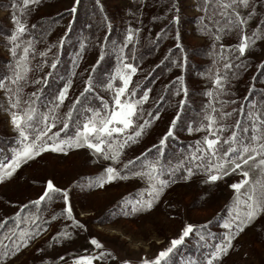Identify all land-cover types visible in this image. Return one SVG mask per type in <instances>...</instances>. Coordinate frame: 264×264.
I'll return each mask as SVG.
<instances>
[{
	"label": "snow or ice",
	"instance_id": "6c2138e0",
	"mask_svg": "<svg viewBox=\"0 0 264 264\" xmlns=\"http://www.w3.org/2000/svg\"><path fill=\"white\" fill-rule=\"evenodd\" d=\"M41 0H11L12 13L10 14L14 28L7 37L10 45L9 51L14 64L10 68L11 75L0 79V89L5 91L8 98V112L10 122L16 129L17 146L11 149V157L6 162H0V183L11 179L21 165L33 161L46 152L67 155L71 150L87 148L98 160L110 161L104 166L97 176L89 181V189H104L106 185L131 177H139L146 180L147 186L136 198L129 196L122 200L124 216H132L138 213L151 211L159 202L166 189L178 182L190 180L197 172L202 174V183L209 186L215 185L224 177L239 174L240 179L233 182L229 187L233 190L232 203L227 207V216L223 217L222 228L224 232L219 242L207 243L208 237H215L207 233L206 225L195 226L186 223L180 235L170 241L168 247L160 250L155 256H141L137 264H168V258L177 245H180L186 237L194 233L199 241L204 242L209 251L202 259L186 261V264H220L221 257L226 255L234 246V241L249 227L258 216L264 215V98L247 104H239L237 100L225 101L215 99L207 107L211 110L205 113L204 120L198 126H189L187 131L204 132L201 138L196 139L186 153H181L175 163L165 161L163 153L169 137L174 135L177 119L180 111L169 123L167 130L151 148L145 149L139 154L126 161H122V155L130 144H135L144 135L154 119L160 117L157 109L155 112L146 111L143 105L149 101L151 89H142L137 92L138 84L134 83L133 77L140 71L135 63L136 48L133 44L138 43L139 28H128L123 42L117 48L113 42V49L118 53V62L112 72L101 86L112 92L110 100L95 94L94 76L97 65L105 55L106 41L99 43V57L87 71L83 88L78 95L71 100L67 111L61 114L59 109L68 99L72 80L69 78L58 90V94L48 105H40V88L24 97V87L43 85L48 82V77L56 69L58 54L50 64L45 59L36 65L39 70L43 65H48L50 71L35 79H29V74L34 70L29 57L30 51L35 52L34 40L23 37L29 31L26 17L32 7L39 6ZM79 0H74L69 14L77 11ZM97 5L100 0H96ZM212 7L213 16L223 19V27L220 21H214L216 26L214 40H221V33L235 30L238 33V43L235 47L229 45L228 56L221 55L223 68L230 70L234 67L245 68L240 63L241 58L248 56L249 50L257 42L264 43V20L256 23L249 32V23L256 17L258 11H264V0H204L205 12ZM259 6V8H258ZM175 19V17H174ZM211 19L201 17V20ZM31 28H36L35 24ZM71 28V21L64 35L59 38L56 47L64 43V39ZM160 33H157L159 36ZM179 37H177L178 39ZM130 44L131 55L126 53ZM85 45L81 44L83 50ZM179 47V45H177ZM22 48V51L20 50ZM223 49L224 45L221 44ZM40 57H45L46 52L40 51ZM77 54V60L81 59ZM173 65L183 67L176 60ZM78 67L74 61V68ZM257 70H264V60L257 65ZM72 75H75L73 72ZM229 73L224 76L216 75L213 83L217 86V96H225L229 93L226 89L225 80ZM234 75V74H233ZM180 87L173 95H186L187 88L183 85V77H177ZM167 89V85L164 86ZM254 88V84L250 85ZM207 95L212 96V92ZM90 97L99 100V105H93ZM164 99L163 96L160 97ZM247 99V98H245ZM185 104L184 99L178 101L179 106ZM237 104L235 108L225 109V105ZM219 105V107H216ZM236 115L233 123L228 124L229 118ZM58 125H60L58 127ZM56 129V131H53ZM71 131L72 134H69ZM63 133V135H62ZM226 134V135H225ZM155 150V155H153ZM63 201V208L59 213L69 221L74 228L86 230V226L77 220L73 214L68 188L58 187L52 179L45 181L42 193L28 204L32 205L35 212L28 211V205H18V211L11 218L0 219V264H8L22 250L30 247L37 238L45 231L51 221L57 220V215L52 214L44 219L39 214V206L42 202H52L56 197ZM11 224V227H9ZM68 225L58 230L50 237L52 241L49 247L71 239L73 233L68 230ZM6 229V231H4ZM7 240L8 243H4ZM93 252L78 255L72 258L70 264H94L95 261L116 260L118 264H132L130 259H119L113 253L105 249L104 245L95 236L90 238ZM37 251H43L37 249ZM61 264H68L64 256H58ZM51 264V262H48Z\"/></svg>",
	"mask_w": 264,
	"mask_h": 264
},
{
	"label": "rangeland",
	"instance_id": "374dc122",
	"mask_svg": "<svg viewBox=\"0 0 264 264\" xmlns=\"http://www.w3.org/2000/svg\"><path fill=\"white\" fill-rule=\"evenodd\" d=\"M73 3L74 0H41L39 6L32 7L25 18L30 25L39 17L67 12L65 17L59 18L41 43H34L35 52L29 53L31 66L34 69L29 74L30 80L48 73V65H43L39 70H36V65L45 59L50 64L57 55L60 47L55 45L68 29L69 22L71 21L72 24L74 21V13L70 15L68 12ZM212 3L214 0H209V4ZM78 5L79 3L77 8ZM100 5L109 7L113 14L112 22L117 30L115 38L106 44L105 61L112 63L110 67L104 66L105 69L109 67L107 76L114 72L118 62V53L113 49V42L118 48L129 27L139 28L137 37L139 42L135 43L134 40V45L160 40L154 57L146 60L147 69L177 45L181 58L185 59L189 56L204 67L207 66V69H199L190 64L187 70L189 74L187 84L199 92L201 97L199 99L207 112L211 111L207 106L214 98L240 101L247 91L246 88L253 84L252 75L256 63L264 59V43L258 41L249 50L250 54L241 60V63L246 65L245 68H239V72L234 75L229 70H225L223 68L225 61L221 59V55H229L228 46L235 47L238 43V33L235 30L225 31L221 33V40L215 41L216 26L213 22L220 21L219 26L223 27L224 21L218 15L213 16L211 6L207 12L203 10L204 0H100ZM11 13V0H0V79L11 75L10 68L14 64L9 51L10 45L7 42V37L14 28ZM201 17L211 19L201 20ZM262 20H264V11H258L256 17L249 23V32ZM157 33L160 35L157 36ZM23 39L26 40L24 37ZM100 42H105V38H98L89 51L85 48L82 50L81 44L85 42L81 29L73 36L71 43L69 42L70 51L65 63L72 80V87L69 89L68 98L75 86H83L87 76L86 70H91L90 66L99 57ZM221 44L224 45L223 49L220 48ZM20 50L22 51V48ZM40 51H45L46 56L40 57ZM78 53L82 57L79 60H77ZM74 61L78 67L74 68ZM182 70L183 67H173L169 70V77L179 74ZM73 72L75 75H81L79 80L73 78ZM226 72L229 75L224 82L229 94L217 96L218 89L213 81L216 75L224 76ZM262 82L264 84V77ZM36 86L29 83L24 87V97L27 98ZM101 88L110 97L112 96V92L106 91L102 86ZM208 92H212L213 95H207ZM67 101L68 99L65 103ZM230 107L232 108V104ZM7 109L8 98L5 91L0 89V132L7 137H13V144L7 148L10 156L5 158V155L0 162L10 159L11 149L17 146L18 133L10 122ZM173 117L171 112L160 115L145 130L144 137L125 149V155L131 152L130 156H133L143 147L155 143L167 130ZM187 134L190 133L187 131ZM191 135L198 137L205 133L193 132ZM108 163L111 162L98 160L87 148L71 150L67 155L49 151L21 165L11 179L0 183V219L11 217L19 210L18 205L35 200L42 193L45 181L52 179L58 187L69 189L73 214L86 226V230L74 228L71 221L59 216L63 201L57 196L52 204L53 209L48 212L50 216L57 213V220L30 247L10 259L8 264H48V262L61 264L57 259L58 256H64L65 261L70 264L75 256L86 254V249L89 253L93 252V246L89 243L93 236L99 239L105 249L111 251L114 256L119 259H130L132 264H137L139 257H153L160 250L168 247L170 241L180 235L186 223H192L197 227L206 225L205 231L214 235V242H219L224 232L223 217L227 216V207L232 203L233 190L229 185L241 178L239 174L224 177L212 186L201 182L202 175L193 176L186 182H178L166 189L162 199L151 211L124 216L122 200L128 199L129 196L136 198L137 193L147 186L146 180L130 176L126 180L114 181L104 189H89V181L100 174ZM65 225H68V230L73 233L71 239L49 247L52 243L50 237ZM208 251L205 243L199 241L194 232L176 246L168 258V264H186L189 259L199 260ZM94 264H118V261H95ZM220 264H264V215L258 216L234 241V246L221 257Z\"/></svg>",
	"mask_w": 264,
	"mask_h": 264
},
{
	"label": "trees",
	"instance_id": "16d2710c",
	"mask_svg": "<svg viewBox=\"0 0 264 264\" xmlns=\"http://www.w3.org/2000/svg\"><path fill=\"white\" fill-rule=\"evenodd\" d=\"M66 14L67 12H63L60 14H55V15L53 14L50 16L39 17L29 25L30 31H28V33L24 35V38H26L27 40L29 37H32L34 43H41V41L47 35H49L51 28H54L55 23L59 20V18L65 17ZM112 21H113V14L108 6L100 5V4L97 5L96 0H80L77 11L74 13V21L71 24V28L66 38L64 39L63 45L60 46V49L57 52L59 59L56 69L48 77V82L46 84L37 85L35 87V89L40 88L41 106L48 105L49 102L54 99L55 95L58 94V90L63 87V84L67 82L69 78H71L68 75L69 71L67 69V63H65V61L70 51L68 49L69 42L71 43V41L73 40V36L78 32V30L81 29L83 31L84 42H85L84 48L86 51H89L91 48L94 47L98 38L104 37L106 44L107 42H110L115 38V35L117 34L116 33L117 30H116V25H114ZM32 24H35L36 28L34 29L31 28ZM159 42L160 40L156 41L155 39L143 45H139V46L135 45L136 48L135 63L138 65L140 71L137 72L133 80L134 83L139 85V87L137 88L138 93H140L141 90L145 88L151 89L150 99L148 102H146L143 105L146 111L150 110L155 112L158 109L160 115L171 112L173 113L174 117L176 115V112L178 110L180 111V116L177 119V124L174 130V135L168 138L163 153V158L165 159V161L171 160L173 163H175L176 159L180 157L181 153H186L189 150L190 145H192L196 139L202 137V136L196 137L194 135L187 134V128L189 126H193V127L198 126L199 123L204 120V116L207 111L206 109H204V106L202 105V102L199 99L201 98L199 96V92L193 89L192 86L187 84L188 76H189L187 70L192 64L199 69L201 68L207 69V66L205 65L204 67L202 64H200L199 61L197 60L194 61L189 56H187L185 59L181 58L180 53L178 52V48L175 47L173 48V50L171 51L169 50L167 53H165L162 56V58L158 60L156 64L150 66L147 69L146 60H150L154 57L156 52V47L159 44ZM131 47L132 45L130 44V46L126 49V53H128L129 55L132 54ZM191 52L195 53V51H191ZM173 60H176L180 64H183V70L179 74H175L172 77H169V70L175 67V65H173L172 63ZM241 60H243V58H241ZM241 60L240 63L242 62ZM109 62L110 61L108 62L105 61V57H104V59L101 60L100 64L97 65L96 70L93 73L95 94H98L99 96H103L106 100H110L111 97L101 88V83L105 82L108 78L107 76L108 68L112 64ZM183 62H186V64L184 65ZM258 64L259 62L256 63L252 75L254 88H250V86L246 88L247 91L245 92L243 98L240 101H238L239 104L252 103L264 98V84L262 82L264 77V70H257ZM108 65L109 67L105 69L104 66H108ZM229 72L233 75L239 72V68L234 67L230 69ZM80 77L81 75H73V78H75L76 80H79ZM177 77H183V85L187 88L186 95L184 93H181V95L179 96L173 95V92L177 91L180 87V84L177 82L176 79ZM165 85H167V89H165L164 87ZM82 88L83 86L80 87L75 86L74 90L72 91V94L68 98V101L59 109V112L61 114L67 111V108L71 104V100L75 98L76 95L79 94ZM161 96L164 97L163 100L160 99ZM180 99L185 100V104L182 107L178 105V101ZM90 102L93 105H99V100L94 99L93 97H90ZM237 106H238L237 104H232V108H235ZM230 108L231 107L229 105H225L226 110H230ZM235 118L236 115L234 114L233 117L229 118L225 122L231 124L234 122ZM155 120L156 119H154L153 122ZM59 126L60 125H58V127ZM53 131H56V129H53ZM69 134H72L71 131L69 132ZM144 136L145 134L142 137ZM158 140L155 143L143 147L137 154L133 156H130L131 152H129L128 155H125L124 153L121 158L122 161H126L127 159H130L134 156H139L141 152H143L145 149L151 148V145L156 144ZM12 144H13V137L11 138L7 137V135L5 136V134H2V132H0V160H2L5 155H6L5 158L7 156H10V152L7 151V148H9V146H11ZM153 155H155V150H153ZM198 175H202V174L197 172L193 176H198ZM54 200L52 202H48V201L42 202V204L39 206L40 209L39 214L44 219H48L50 217V215H48V212L53 209L52 204ZM28 202L29 201H27L24 204V205H28V211L35 212L36 209H34L32 205L28 204ZM56 215L58 214L56 213ZM53 222L54 221H51L49 223L48 228L50 225L53 224ZM9 227H11V224H9ZM4 231H6V229ZM3 235L4 232H0V236ZM213 240L214 239L212 237H208L207 243L209 244L214 243ZM4 243H8V241L5 240Z\"/></svg>",
	"mask_w": 264,
	"mask_h": 264
}]
</instances>
